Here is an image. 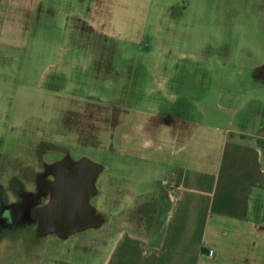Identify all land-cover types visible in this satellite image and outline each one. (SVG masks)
Here are the masks:
<instances>
[{
  "label": "rangeland",
  "instance_id": "obj_1",
  "mask_svg": "<svg viewBox=\"0 0 264 264\" xmlns=\"http://www.w3.org/2000/svg\"><path fill=\"white\" fill-rule=\"evenodd\" d=\"M261 62L264 0H0V156L36 138L69 143L106 166L92 203L123 220L110 189L129 167L121 135L141 126L162 141L168 109L226 124L262 91L243 76ZM110 232L9 242L0 264H87Z\"/></svg>",
  "mask_w": 264,
  "mask_h": 264
},
{
  "label": "crops",
  "instance_id": "obj_2",
  "mask_svg": "<svg viewBox=\"0 0 264 264\" xmlns=\"http://www.w3.org/2000/svg\"><path fill=\"white\" fill-rule=\"evenodd\" d=\"M243 76L262 91L226 124L168 109L162 141L141 126L121 135L129 167L110 189L130 214L87 264H264V62Z\"/></svg>",
  "mask_w": 264,
  "mask_h": 264
},
{
  "label": "flooded vegetation",
  "instance_id": "obj_3",
  "mask_svg": "<svg viewBox=\"0 0 264 264\" xmlns=\"http://www.w3.org/2000/svg\"><path fill=\"white\" fill-rule=\"evenodd\" d=\"M23 145L27 154L2 153L0 156V213L9 210L11 214L10 221L0 218V245L9 240L10 250H17L20 242L36 244L44 237L38 233L35 212L50 203L55 186L68 191L70 178H74L81 208L84 178L81 166L88 158H76L69 143L48 138H36ZM27 253L37 255L34 247Z\"/></svg>",
  "mask_w": 264,
  "mask_h": 264
},
{
  "label": "water",
  "instance_id": "obj_4",
  "mask_svg": "<svg viewBox=\"0 0 264 264\" xmlns=\"http://www.w3.org/2000/svg\"><path fill=\"white\" fill-rule=\"evenodd\" d=\"M82 163L81 171L84 173V178L80 197L81 208L79 209V194L73 184L74 178H70L68 191L60 190L55 186L50 203L35 212L40 235L56 234L61 238H68L76 232L90 228L101 229L112 223L111 216L92 203L93 198L103 194L98 187V181L107 168L104 164L89 158H85ZM76 172L79 173V168ZM8 243L9 240L0 245V252Z\"/></svg>",
  "mask_w": 264,
  "mask_h": 264
},
{
  "label": "clouds",
  "instance_id": "obj_5",
  "mask_svg": "<svg viewBox=\"0 0 264 264\" xmlns=\"http://www.w3.org/2000/svg\"><path fill=\"white\" fill-rule=\"evenodd\" d=\"M10 211L5 210L3 213H0V218L8 219L10 221Z\"/></svg>",
  "mask_w": 264,
  "mask_h": 264
},
{
  "label": "built area",
  "instance_id": "obj_6",
  "mask_svg": "<svg viewBox=\"0 0 264 264\" xmlns=\"http://www.w3.org/2000/svg\"><path fill=\"white\" fill-rule=\"evenodd\" d=\"M213 253H214V251L212 250V251H211V254H213Z\"/></svg>",
  "mask_w": 264,
  "mask_h": 264
}]
</instances>
